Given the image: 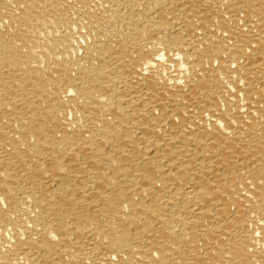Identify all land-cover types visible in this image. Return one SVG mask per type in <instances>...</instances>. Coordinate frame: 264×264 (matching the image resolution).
Masks as SVG:
<instances>
[{"label":"bare ground","instance_id":"1","mask_svg":"<svg viewBox=\"0 0 264 264\" xmlns=\"http://www.w3.org/2000/svg\"><path fill=\"white\" fill-rule=\"evenodd\" d=\"M0 264H264V0H0Z\"/></svg>","mask_w":264,"mask_h":264}]
</instances>
